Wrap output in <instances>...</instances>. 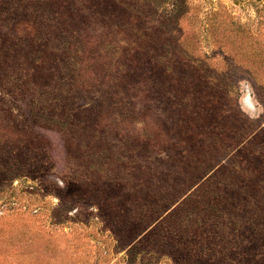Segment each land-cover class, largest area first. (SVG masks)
I'll use <instances>...</instances> for the list:
<instances>
[{"label": "rangeland", "instance_id": "374dc122", "mask_svg": "<svg viewBox=\"0 0 264 264\" xmlns=\"http://www.w3.org/2000/svg\"><path fill=\"white\" fill-rule=\"evenodd\" d=\"M0 264H264V0H0Z\"/></svg>", "mask_w": 264, "mask_h": 264}]
</instances>
